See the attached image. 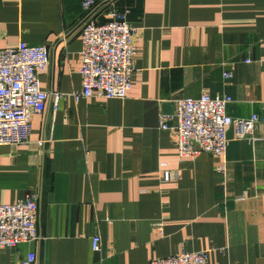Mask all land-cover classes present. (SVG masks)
<instances>
[{"label": "crops", "instance_id": "1", "mask_svg": "<svg viewBox=\"0 0 264 264\" xmlns=\"http://www.w3.org/2000/svg\"><path fill=\"white\" fill-rule=\"evenodd\" d=\"M115 15L137 28L128 96L76 99L82 30ZM21 43L48 48L49 100L27 142L0 146V204L37 194L40 239L0 249V264L31 252L35 264H151L183 250L264 264V0H0V49ZM204 93L260 122L252 138L230 129L223 156L182 160L160 118Z\"/></svg>", "mask_w": 264, "mask_h": 264}, {"label": "built area", "instance_id": "2", "mask_svg": "<svg viewBox=\"0 0 264 264\" xmlns=\"http://www.w3.org/2000/svg\"><path fill=\"white\" fill-rule=\"evenodd\" d=\"M97 0H81L89 10ZM137 28L122 15H115L104 23L91 21L82 30L83 89L74 97L120 98L128 96L135 71ZM50 61L45 45H26L0 49V146L27 142L35 114L45 111L49 93L41 89L39 72ZM230 78V72L224 73ZM63 94H53L54 107ZM233 97L204 93L198 97H185L176 102L175 113L161 115L160 127L173 131L182 160L195 159L201 154L223 156L230 140L229 130L234 129L237 139L252 138L260 122L254 114L234 118L228 112ZM43 145V141H38ZM165 181L175 175L170 169H161ZM39 198L27 194L12 204H0V249L16 248L24 242L40 239L38 231ZM93 249L101 250L100 235L93 236ZM37 255L29 253L22 264H35ZM151 264H210L207 251L183 250L179 254L152 260Z\"/></svg>", "mask_w": 264, "mask_h": 264}]
</instances>
